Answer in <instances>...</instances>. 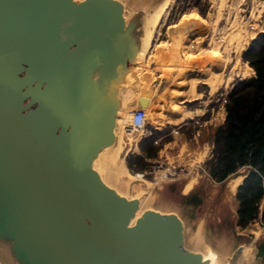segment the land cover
<instances>
[{
  "label": "water",
  "instance_id": "water-1",
  "mask_svg": "<svg viewBox=\"0 0 264 264\" xmlns=\"http://www.w3.org/2000/svg\"><path fill=\"white\" fill-rule=\"evenodd\" d=\"M140 7L0 0V264H211L208 252L217 264H264V245L238 231L237 212L224 238L218 226L202 231L192 215L202 199L187 184L169 186L180 213L147 205L149 189L135 193L144 180L128 154L116 158L128 191L120 169L106 181L125 135L124 94L139 85L150 15Z\"/></svg>",
  "mask_w": 264,
  "mask_h": 264
},
{
  "label": "rangeland",
  "instance_id": "rangeland-1",
  "mask_svg": "<svg viewBox=\"0 0 264 264\" xmlns=\"http://www.w3.org/2000/svg\"><path fill=\"white\" fill-rule=\"evenodd\" d=\"M164 1L142 0L140 9L153 12ZM196 3L197 0H172L157 21L151 20L150 15L154 13H149L146 32L150 40L138 66L144 75L139 82L154 92L146 136L151 135V128L161 132L156 143L160 151L158 158L149 162L150 175L142 179L144 182H134L135 193L149 189L151 197L147 205L171 211L175 209L176 188L193 183V188L185 191H192L202 199V205L192 213L197 224L202 231L218 226L224 238L226 221L234 219L237 212L238 188L230 195L228 184L239 176L244 179L249 169L243 168L235 177L216 183L209 177L205 162L212 153L214 132L224 123L230 92L239 82L255 75L243 60V54L264 33V0H201L199 8L195 7ZM193 16L197 19L190 20ZM206 76L211 86L202 81ZM134 98L133 93L131 100ZM135 143V139L128 140L122 134L118 159L126 154L129 157L133 152L140 154ZM166 169L171 173L182 170L185 173L171 176ZM127 173L122 177L124 192L128 191L130 181L128 170ZM171 185H175L174 191L169 189ZM238 231L249 237L247 240L251 237L250 242L256 239L264 245V227L258 222ZM232 234L235 237L234 231ZM226 245L223 242L220 250L223 257L230 251Z\"/></svg>",
  "mask_w": 264,
  "mask_h": 264
},
{
  "label": "trees",
  "instance_id": "trees-1",
  "mask_svg": "<svg viewBox=\"0 0 264 264\" xmlns=\"http://www.w3.org/2000/svg\"><path fill=\"white\" fill-rule=\"evenodd\" d=\"M200 6L201 0H197L195 7ZM196 19L197 16L190 18ZM243 60L255 75L239 82L230 92L225 120L214 132L212 153L205 167L216 183L226 182L243 168L249 169L235 197L237 225L246 230L259 220L264 225V33L252 42ZM160 135L151 128V135L140 141V154L127 159L130 171L143 172L151 160L158 158L160 147L156 143Z\"/></svg>",
  "mask_w": 264,
  "mask_h": 264
},
{
  "label": "bare ground",
  "instance_id": "bare-ground-1",
  "mask_svg": "<svg viewBox=\"0 0 264 264\" xmlns=\"http://www.w3.org/2000/svg\"><path fill=\"white\" fill-rule=\"evenodd\" d=\"M171 1L172 0H165L164 2H163V4H161L159 7H160V9H156L155 11H153V12H149V13H154V14H151L150 15V17H152L151 18V20H153V21H157L161 16H162V14H163V12L166 10V9H168V7H169V5H170V3H171ZM159 7H157V8H159ZM153 15V16H152ZM149 19L150 18H148V21H149ZM147 23V25H148V22H146ZM152 24V23H151ZM155 25V24H154ZM148 27V26H147ZM149 35L148 34H146L145 35V37H144V46H143V50H142V53H141V56H140V58L136 61V64H135V71H138V77H139V79L141 80V78H143L144 77V75H143V73H141V72H143L142 71V68H138V66H140V63L142 62V60H143V58H144V55H145V53H146V51H147V48H148V46H149ZM216 54V53H215ZM219 56V55H218ZM213 62H214V60H213ZM196 65V64H195ZM197 66V65H196ZM212 67V66H211ZM191 69V68H190ZM166 70V69H165ZM168 70V69H167ZM139 71H141V72H139ZM197 71V70H196ZM168 72V71H167ZM195 72V71H194ZM189 73V72H188ZM194 74V73H193ZM203 74V73H202ZM191 75H192V73H191ZM190 75V76H191ZM199 76V75H198ZM196 81V80H195ZM205 84H207V85H212V83L211 82H209V79H208V76H206V77H204L203 78V80H202ZM201 83V82H200ZM195 85H196V83L194 84V88H195ZM133 86H131V87H129L128 89H127V91L125 92V94H124V106H125V109L123 110V112H122V122L123 123H129V121H130V119H129V113H130V111L132 110V109H134V108H136L138 105H139V103H140V101H142V100H144V101H146V105L144 106V108H146L147 109V112L149 111V104H150V102H151V98L153 97V95H154V92L149 88V87H147V86H145L144 84H141L140 82H139V85L137 86V88L135 89V92H136V94H135V92H134V95H135V98H134V100H131L132 99V96H133V91H130V89L132 88ZM144 93H150V95L148 96V97H144ZM194 93H195V89H194ZM196 94V93H195ZM179 97V96H178ZM176 105V104H175ZM121 142H122V136H121V134L119 133V141H118V146H117V148L112 152V155H114V156H112V158H109L108 159V169H109V176L107 177V179H106V181H107V183L109 184V185H111V184H113V175L115 174V172L116 171H118L119 169H120V171H122V172H124V173H126V174H128L127 173V169H126V167L124 166V165H120V166H118L117 167V165H116V161H117V155L119 154V151H120V148H121ZM136 177H139V178H142V176H140V175H138V176H136ZM242 180H243V178L242 177H236V178H233L231 181H230V183L228 184L229 185V194L230 195H233L234 193H235V191H236V189L241 185V183H242ZM192 184L193 183H188L187 184V188H186V190H191V188H193L192 187ZM188 193H189V191H188ZM257 235H258V233H257ZM250 249V247L249 248H247L246 249V253L245 254H247V253H249V250ZM204 256H205V259L206 260H208L211 264H217V259H216V256H215V254L214 253H212V252H208V253H206V254H204Z\"/></svg>",
  "mask_w": 264,
  "mask_h": 264
},
{
  "label": "built area",
  "instance_id": "built-area-1",
  "mask_svg": "<svg viewBox=\"0 0 264 264\" xmlns=\"http://www.w3.org/2000/svg\"><path fill=\"white\" fill-rule=\"evenodd\" d=\"M129 115H130L129 123H123L124 134L126 135L128 140L135 139L136 140L135 144L138 145V142L141 141L146 136V129L149 123L148 112L146 108L137 106L136 108L130 111ZM131 155H135V152H133ZM166 172H168V175H171V176H174V175L180 176V175H184L185 173L183 170L180 171L179 173H176V172L171 173L169 169H166ZM131 173L135 176H138V175L142 176L141 179H146L150 175L148 170H145L143 172L131 171ZM256 222H258L259 225L264 227V225L261 223L260 220Z\"/></svg>",
  "mask_w": 264,
  "mask_h": 264
},
{
  "label": "crops",
  "instance_id": "crops-1",
  "mask_svg": "<svg viewBox=\"0 0 264 264\" xmlns=\"http://www.w3.org/2000/svg\"><path fill=\"white\" fill-rule=\"evenodd\" d=\"M245 178V177H244ZM243 181V180H242Z\"/></svg>",
  "mask_w": 264,
  "mask_h": 264
}]
</instances>
